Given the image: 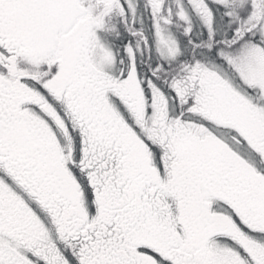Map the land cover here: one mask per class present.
Returning a JSON list of instances; mask_svg holds the SVG:
<instances>
[{
  "label": "snow or ice",
  "instance_id": "1",
  "mask_svg": "<svg viewBox=\"0 0 264 264\" xmlns=\"http://www.w3.org/2000/svg\"><path fill=\"white\" fill-rule=\"evenodd\" d=\"M0 264H264V0H0Z\"/></svg>",
  "mask_w": 264,
  "mask_h": 264
}]
</instances>
